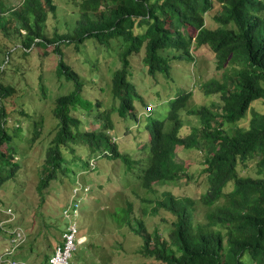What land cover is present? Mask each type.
<instances>
[{
    "label": "trees",
    "instance_id": "1",
    "mask_svg": "<svg viewBox=\"0 0 264 264\" xmlns=\"http://www.w3.org/2000/svg\"><path fill=\"white\" fill-rule=\"evenodd\" d=\"M214 3L219 6L213 16L217 26L209 28L204 17ZM78 9L80 17L73 34H55L52 38L45 29L48 16L55 12L52 0H23L11 12L20 26L15 31H24L25 48L63 41L73 42L77 48L85 38L108 46L111 39L117 40L120 67L112 73L110 91L118 100L117 113L122 118L134 117L133 101L142 100L131 81L130 59L141 49V62L150 76H167L169 59L178 57L173 52L182 50L188 57L193 44L207 46L218 69L229 67L223 81L211 79L202 85L205 94H219L220 113L206 106L187 111L200 119L201 128L185 136L178 134L182 126L179 111L190 92L170 102L166 117L170 128L165 130L160 119L148 121L147 163L137 175L140 186L153 190L157 182L169 185L186 177L185 167L176 160L177 148L204 144L206 189L198 198L175 197L169 190L159 193L150 210L169 212V218H164L165 236L154 229L149 232L141 220L132 219L130 202L120 208L123 215L118 226L121 223L131 228L142 241L138 252L145 261L136 264H264V113H254L248 127L236 124L247 116L253 101L264 99V0H81ZM54 51L59 53V48ZM56 71L73 83V89L55 99L58 129L46 150L39 192L57 178L56 170L69 145H84L90 153L100 151L120 159L130 170L133 160L117 149L109 133V114L104 109L99 111L98 131L81 130V120L71 111L98 104L81 99L84 83L62 58ZM14 91L10 85L0 84V100ZM4 116L0 107V186L20 168L14 161ZM224 124L234 126L227 130ZM249 162L255 166V177L238 173L239 165L246 167ZM47 259L45 255V263Z\"/></svg>",
    "mask_w": 264,
    "mask_h": 264
},
{
    "label": "rangeland",
    "instance_id": "2",
    "mask_svg": "<svg viewBox=\"0 0 264 264\" xmlns=\"http://www.w3.org/2000/svg\"><path fill=\"white\" fill-rule=\"evenodd\" d=\"M23 0H0V84L15 88L14 93L0 100L4 109V126L12 138L15 151L14 161L20 168L14 177L0 186V264H45V255H50L61 240L68 220L62 211L68 201L76 203V214L70 210V218L77 229L78 237L69 258V264H136L145 259L138 252L141 238L134 230L120 223L122 207L131 203V218L141 220L149 232L153 229L166 235L164 218L169 212H151L153 200L159 193L169 190L175 197L188 196L198 198L206 189L204 157L207 147L177 148L176 160L185 167L187 176L169 185H153V190L140 186L137 179L141 168L147 163V144L149 120L164 121L170 102L182 93L190 92L186 105L179 111L182 126L179 136L188 135L195 128H201L200 119L187 111L206 106L212 112L220 113L221 100L218 93L205 94L202 85L206 81H223L228 66L217 68L215 56L206 47H191L187 57L182 50L173 52L177 58L169 59V73L165 76L157 73L148 75L141 62L143 49L132 54L131 81L142 100L134 99V117H120L117 113L118 100L110 91V80L115 69L120 67L119 42L111 39L108 46L99 44L93 38L81 42L61 44L56 42L33 44L31 48L22 45V32H16L19 23L12 19V8ZM81 0H52L54 15L46 21V35L73 34V28L79 19ZM219 6L213 4L206 13L205 26L214 28L217 23L213 16ZM137 31V30H136ZM59 48V53L54 48ZM60 58L76 71L84 83L81 99L97 103L96 107L78 106L71 114L81 120L80 129L98 131V113L104 109L111 118L110 135L117 149L124 151L133 160L131 169L120 159L101 155L100 151L90 153L84 145H69L64 150L60 167L56 170L57 178L51 180L41 192L37 189L46 150L58 129V119L54 115L55 99L73 89V83L57 74ZM81 102V101H80ZM110 112V113H109ZM254 113H264V99L255 100L247 116L238 123L248 127ZM234 124L223 125L229 130ZM201 139V138H200ZM5 144L1 146L4 150ZM73 149V152H72ZM93 159V169L88 162ZM240 175L256 176L255 166L239 165ZM79 185L77 193H73ZM148 199L150 201L144 200ZM121 208V209H120ZM10 211L7 214L6 211ZM146 211V213H143ZM134 222V221H133ZM20 234L25 242L14 253L3 254L10 247L11 231ZM7 247V248H6Z\"/></svg>",
    "mask_w": 264,
    "mask_h": 264
},
{
    "label": "built area",
    "instance_id": "3",
    "mask_svg": "<svg viewBox=\"0 0 264 264\" xmlns=\"http://www.w3.org/2000/svg\"><path fill=\"white\" fill-rule=\"evenodd\" d=\"M77 190L78 187L73 188V193L76 194ZM70 210L74 215L76 214V203H74L73 200H70L62 211L63 216L68 220V222L61 235L60 243L55 245L51 257L48 259V264H69V258L72 251L75 250L76 244L81 242L79 240L80 238L77 237V229L73 221L76 219V216L70 218ZM20 239L21 235L18 233L11 239V242L15 244V242Z\"/></svg>",
    "mask_w": 264,
    "mask_h": 264
},
{
    "label": "clouds",
    "instance_id": "4",
    "mask_svg": "<svg viewBox=\"0 0 264 264\" xmlns=\"http://www.w3.org/2000/svg\"><path fill=\"white\" fill-rule=\"evenodd\" d=\"M94 160L93 159H91L89 162H88V168H91L92 169V167H94L95 166V163H92L91 164V162H93ZM95 162V161H94ZM75 187H79V185H75L74 186V188ZM69 202V201H68ZM68 204V203H67ZM66 207V206H65ZM7 212V214H10L12 217H13V214L8 210V211H6ZM2 223H4V222H0V224H2ZM0 229H1V227H0ZM65 230V229H64ZM14 231H17V230H13V231H11V237L9 238V243H10V247L9 248H7V249H5V251H4V255L7 253V254H11V253H14L15 252V250L19 247V246H21L24 242H25V238H22L21 237V239L20 240H18V241H16L15 242V244H13L12 242H11V239L12 238H14L15 236H16V234H14ZM64 232V231H63ZM62 232V233H63ZM62 235V234H61ZM77 237H78V233H77ZM83 236H81V237H78V238H82ZM61 241V240H60ZM60 243V242H59ZM58 244V243H57ZM54 249V248H53ZM53 251V250H52ZM51 254H52V252L50 253V255H48V259L51 257ZM48 259H47V261H46V263L45 264H48ZM12 264H16L14 261H12ZM23 264V263H22ZM25 264V263H24Z\"/></svg>",
    "mask_w": 264,
    "mask_h": 264
}]
</instances>
